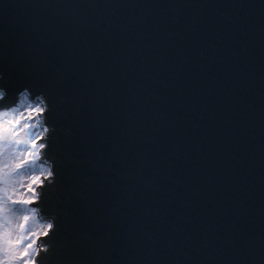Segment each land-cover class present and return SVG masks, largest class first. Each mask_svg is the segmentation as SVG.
I'll return each instance as SVG.
<instances>
[{
    "label": "water",
    "instance_id": "1",
    "mask_svg": "<svg viewBox=\"0 0 264 264\" xmlns=\"http://www.w3.org/2000/svg\"><path fill=\"white\" fill-rule=\"evenodd\" d=\"M192 25L201 37L211 31L223 34L224 45L234 53L228 63L238 66L239 86L247 90L234 105L233 134L242 154L236 157L229 147L217 157L230 180L246 189L243 196L235 195L239 206L232 209L242 216L239 234L233 237L225 217L223 246L209 237L211 247L203 254L195 241L186 247L182 235L166 231L175 215L182 213L178 205L169 209L165 191L154 192L142 182L129 188L112 171L137 151L152 161L145 179L152 167L161 164L160 149L150 144L151 128L155 114L167 113L172 106L162 82L178 86L173 74L180 59L191 54L182 37ZM199 46L200 38L192 41L193 48ZM11 71L38 79L54 77L62 145L85 160L111 161V167L99 172L69 169L70 191L86 189L97 202L135 192L125 216L114 214L107 203L76 208L85 225L118 250L112 264H121L130 255L141 264L153 259L183 264L189 258L207 264L209 257L227 264H264V0H0V73L7 77ZM75 91L84 96V103L73 113L60 101ZM129 118L139 122L134 142L122 135ZM182 166L180 158L176 167L164 172L159 181L162 189L170 187L168 177ZM208 166L214 167L212 162ZM153 201L161 204L159 222L140 214ZM145 234L155 239L150 242ZM232 239L234 244L226 242Z\"/></svg>",
    "mask_w": 264,
    "mask_h": 264
},
{
    "label": "snow or ice",
    "instance_id": "2",
    "mask_svg": "<svg viewBox=\"0 0 264 264\" xmlns=\"http://www.w3.org/2000/svg\"><path fill=\"white\" fill-rule=\"evenodd\" d=\"M197 38H200V46L193 48L192 41ZM182 40L191 54L183 56L176 65L173 79L177 87L162 82L168 88L172 106L167 113L155 114L156 122L151 128L150 144L160 149L161 164L152 167L151 176L145 179V169L152 166V161L145 152L137 151L132 159H123L120 167L112 171L129 188L142 182L154 192L165 191L169 209L178 205L182 213H173L175 219L166 231L182 235L186 247L193 246L195 241L196 250L203 254L211 247L209 237L223 246L221 229L225 217L229 218L228 227L233 237L239 234L242 216L233 214L232 209L239 206L235 195L243 196L246 189L242 183L230 180L223 161L217 157L229 147L236 157L242 154L233 134L237 116L234 105L241 102L247 90L239 86L238 66L228 63L229 55L234 53L224 45L222 33L211 31L201 37L199 28L192 25ZM25 94L30 102L23 104V111L17 109L15 119H8L7 112L16 105L18 97ZM58 100L54 77L38 79L29 73L11 71L0 79V109L5 111L0 119L7 123V128L0 130V264H112L111 257L118 251L106 237L85 225L76 208L81 204L98 207L107 203L114 214L125 216L136 198L135 192H125L114 201L97 202L86 189L69 190V169L87 167L91 172H99L111 167V161L85 160L79 158L75 150L62 145L57 135ZM60 102L75 113L83 105L84 96L75 91ZM33 125L40 132L34 138L21 139L19 130ZM138 129L139 122L129 118L122 135L134 142ZM180 158L183 166L168 177L170 187L162 189L159 182L162 175L168 168L176 167ZM210 162L214 167L208 166ZM22 169L30 170L26 183L18 178ZM21 184L23 190L18 193L17 186ZM160 209L161 204L153 201L151 206L142 208L140 214L159 222ZM216 233L219 235L214 236ZM143 238L150 242L155 239L151 234ZM226 242L234 244L235 239ZM129 248L133 249L134 244L130 243ZM177 254L183 255V252ZM90 256L98 259H89ZM121 264L141 262L130 255ZM147 264L178 262L153 259ZM183 264L200 262L189 258ZM207 264L214 262L209 260Z\"/></svg>",
    "mask_w": 264,
    "mask_h": 264
},
{
    "label": "rangeland",
    "instance_id": "3",
    "mask_svg": "<svg viewBox=\"0 0 264 264\" xmlns=\"http://www.w3.org/2000/svg\"><path fill=\"white\" fill-rule=\"evenodd\" d=\"M30 102L27 97L23 96L22 98L20 97L19 100L17 101L16 105L12 108L11 111L7 112V118L8 119H15L16 118V111L19 109L20 111H23V104ZM5 115V111L3 109H0V116ZM22 123V121H21ZM15 127V125H14ZM7 128V123L4 119H0V130L6 129ZM11 131V129H8ZM40 132V129L37 128L35 125H33L32 128L30 129H20L19 130V136L21 139L28 140L29 138H34L38 133ZM30 176V170L28 169H22L19 173V179L23 182L26 183L27 179ZM23 190V184L17 186V192H21Z\"/></svg>",
    "mask_w": 264,
    "mask_h": 264
},
{
    "label": "clouds",
    "instance_id": "4",
    "mask_svg": "<svg viewBox=\"0 0 264 264\" xmlns=\"http://www.w3.org/2000/svg\"><path fill=\"white\" fill-rule=\"evenodd\" d=\"M2 78H4V76H3L2 73H0V79H2ZM155 171H156V170L153 169V172H155ZM123 179L128 180V179H130V178H128V177H124ZM178 255H179V254H178ZM209 260H212V261L214 262V264H215L216 261H218L219 264H227V262H226L225 260L220 259V258L209 257V258H208V261H209ZM208 261H207V262H208Z\"/></svg>",
    "mask_w": 264,
    "mask_h": 264
}]
</instances>
